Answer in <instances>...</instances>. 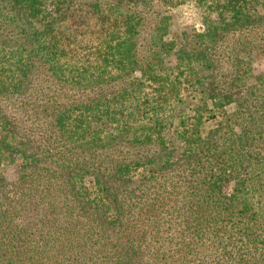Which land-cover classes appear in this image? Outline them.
<instances>
[{"label":"trees","instance_id":"obj_1","mask_svg":"<svg viewBox=\"0 0 264 264\" xmlns=\"http://www.w3.org/2000/svg\"><path fill=\"white\" fill-rule=\"evenodd\" d=\"M184 1L0 0V99L31 118L0 107V264H264V0H194L178 44Z\"/></svg>","mask_w":264,"mask_h":264},{"label":"rangeland","instance_id":"obj_2","mask_svg":"<svg viewBox=\"0 0 264 264\" xmlns=\"http://www.w3.org/2000/svg\"><path fill=\"white\" fill-rule=\"evenodd\" d=\"M170 13H171V18H172V25H171L170 34L168 35L167 38L172 39V40H178L179 41L178 44L182 43V40L180 38L182 37L183 34L188 35V39L190 40L192 34H195L201 31L203 28V24H202L203 12L201 11V9L199 8V6L196 4L194 0H185L184 2L171 8ZM242 34L246 36L245 38H243V40L245 41L251 40L259 44L260 43L264 44V24L257 27L256 29L252 28L249 30H245L243 31ZM251 71L253 74H256V75L264 74V52L263 51L257 50L253 54L252 61H251ZM176 73L177 71L175 70L173 73V76ZM47 84L48 83H46V85ZM191 92L192 90L190 88L183 89L182 95H186L188 93L193 94ZM10 101L12 100L0 99V107L4 108V111L8 115V118L13 120V118L16 116L22 120V124L24 122L30 123L31 118L27 116L26 114H23V111H21L20 108L13 106L14 104L10 103ZM194 102L196 104V101ZM233 108L234 107L232 104L226 107L228 111H232ZM212 126H214V124H212L211 120L204 119V123L203 125H201V130H203L204 132H208L209 129L212 128ZM164 136L167 138L168 141L173 140L174 139L173 137H175V132H173V128L170 127V131L165 132ZM176 144L177 143L175 142V145ZM145 152L149 154H153L155 151L149 150ZM20 162H21L20 160H14L12 162L8 160L3 161L2 165L0 166V176L3 178V184H4L3 186L12 185L10 183L16 182L22 178V175H24V171L22 167L20 166ZM178 162L180 163L181 160ZM170 166L171 165L165 167L166 169L165 171L167 172L165 174H169L168 176H170L171 178L178 180L179 177L182 178L184 176H188V175L181 174L180 171H178V173L180 174L178 177V175L175 172H173L174 170ZM151 175H152L151 170L143 171L142 167H139L137 170H134L131 172L130 184H128V188L130 189L134 186H137L139 183H142V182L143 183L152 182V178L150 177ZM87 185L89 186L88 190L91 192V195L93 197L95 195V193H93L94 187L88 181H87ZM231 187H232V184L231 182H229L223 187V190L225 192H229ZM152 189L153 188H150V190ZM186 195L187 197L180 196V199L182 201L191 200L192 202H194L195 201L194 198L198 197L197 195H190L189 193Z\"/></svg>","mask_w":264,"mask_h":264}]
</instances>
